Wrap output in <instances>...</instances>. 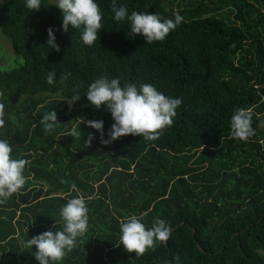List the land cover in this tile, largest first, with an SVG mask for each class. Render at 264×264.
<instances>
[{
  "label": "trees",
  "instance_id": "16d2710c",
  "mask_svg": "<svg viewBox=\"0 0 264 264\" xmlns=\"http://www.w3.org/2000/svg\"><path fill=\"white\" fill-rule=\"evenodd\" d=\"M97 2L102 28L90 46L80 29L63 31L51 0L34 10L0 3V33L24 59L0 70V139L29 161L23 187L0 204V264H39L26 241L61 230L60 208L75 196L85 200L88 230L50 264H264V0H116L129 14L182 15L152 43L114 19L112 0ZM49 28L59 51L47 45ZM102 75L181 98L173 123L155 140L103 143L84 122L103 120L108 139L110 112L85 96ZM74 89L80 99L70 104ZM236 108L252 111L246 140L230 136ZM51 111L58 121L45 133L41 118ZM130 215L149 227L164 219L170 238L140 256L126 251L120 223Z\"/></svg>",
  "mask_w": 264,
  "mask_h": 264
},
{
  "label": "clouds",
  "instance_id": "9594fccd",
  "mask_svg": "<svg viewBox=\"0 0 264 264\" xmlns=\"http://www.w3.org/2000/svg\"><path fill=\"white\" fill-rule=\"evenodd\" d=\"M25 7L39 9L42 0H24ZM54 5L62 12V29H80V38L85 45H92L98 38L102 28L103 13L97 0H55ZM114 19H127L130 25L131 36L140 35L146 43L162 41L170 30L178 27L183 17L174 12V19H162L156 13L132 11L130 14L124 6L116 7V0H112ZM53 29H48L49 48L59 51L55 43ZM70 74L61 76V81L67 80ZM47 82H55V72H49ZM90 104L96 108L104 105L110 112L113 123L108 132V139H103V120H86L88 126L101 132L103 143H109L117 138L132 134L142 136L145 140H155L163 128L173 123L176 109L181 105L179 97H169L158 91L150 83L137 86L135 83L121 85L118 77L109 78L100 76L87 88L85 94ZM80 99L75 91L69 103ZM3 106L0 105V108ZM251 109L236 108L230 118L231 138L246 140L255 134L252 127ZM56 111L46 112L41 118L45 133H51L57 123ZM81 122V121H80ZM4 121L0 119V126ZM92 134H89L87 143H91ZM12 146L7 139H0V204L23 187L26 182L24 169L29 163L23 158L11 156ZM88 209L83 197L75 196L67 200L60 208V217L63 221L61 230H46L32 236L26 241L29 247L35 246L34 256L39 264L58 262L70 252L88 230ZM120 245L136 256L142 255L148 248L157 242H166L170 238L171 228L164 219L155 220L152 225L146 226L142 216L130 215L120 223Z\"/></svg>",
  "mask_w": 264,
  "mask_h": 264
},
{
  "label": "rangeland",
  "instance_id": "374dc122",
  "mask_svg": "<svg viewBox=\"0 0 264 264\" xmlns=\"http://www.w3.org/2000/svg\"><path fill=\"white\" fill-rule=\"evenodd\" d=\"M7 0H0L4 2ZM55 3V0L51 2ZM24 64V59L21 55L13 51L11 44L2 37L0 33V70L7 71L13 68L21 67Z\"/></svg>",
  "mask_w": 264,
  "mask_h": 264
},
{
  "label": "water",
  "instance_id": "95a60500",
  "mask_svg": "<svg viewBox=\"0 0 264 264\" xmlns=\"http://www.w3.org/2000/svg\"><path fill=\"white\" fill-rule=\"evenodd\" d=\"M203 251V250H202ZM204 252V251H203Z\"/></svg>",
  "mask_w": 264,
  "mask_h": 264
}]
</instances>
